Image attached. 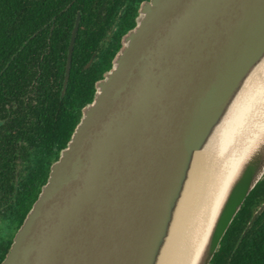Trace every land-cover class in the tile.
Masks as SVG:
<instances>
[{
	"label": "water",
	"instance_id": "95a60500",
	"mask_svg": "<svg viewBox=\"0 0 264 264\" xmlns=\"http://www.w3.org/2000/svg\"><path fill=\"white\" fill-rule=\"evenodd\" d=\"M261 86L264 0L144 3L2 264H175L206 224L208 158L234 168L193 263L210 264L264 176V119L242 118Z\"/></svg>",
	"mask_w": 264,
	"mask_h": 264
},
{
	"label": "trees",
	"instance_id": "16d2710c",
	"mask_svg": "<svg viewBox=\"0 0 264 264\" xmlns=\"http://www.w3.org/2000/svg\"><path fill=\"white\" fill-rule=\"evenodd\" d=\"M93 4L94 0H0V119L7 117L8 105L12 108L15 103L21 111L28 106L42 115L44 130L49 132L61 117L67 113L70 116L73 103L71 117L74 123H79L83 108L94 99L96 84L112 68L122 48L118 44L102 62L95 61L86 68L99 46L96 29H101L99 23L90 24L96 13L91 9ZM78 15L80 22L68 94L61 99L71 35ZM134 26L132 23L130 28ZM37 93L40 99L33 106ZM13 120L19 129L29 128L23 118L17 116ZM6 163L4 160L3 167ZM3 167H0V181L5 177L1 175ZM30 208L31 205L25 213ZM2 261L0 257V264ZM210 264H215V256Z\"/></svg>",
	"mask_w": 264,
	"mask_h": 264
},
{
	"label": "flooded vegetation",
	"instance_id": "af4514ba",
	"mask_svg": "<svg viewBox=\"0 0 264 264\" xmlns=\"http://www.w3.org/2000/svg\"><path fill=\"white\" fill-rule=\"evenodd\" d=\"M147 1L94 0L91 9H95L96 13L91 17L90 24L99 23L101 29H96L99 46L91 57L92 64L98 60L102 62L103 57L109 55L118 44L123 47L130 26L132 23L136 25L140 8ZM90 66L87 64L86 68ZM65 76L61 99L68 94L71 70L66 85ZM39 99L37 93L32 105H38ZM12 105V108L8 105L7 117L0 119V167H3L4 160L7 161L2 169L4 174H1L5 177L1 176L4 178L0 181V257H3V261L46 184V174L49 177L52 166L68 146L78 125L71 117L73 103L69 108L70 116L67 113L61 117L54 130L49 132L44 130V119L35 108L32 110L25 106L21 111L15 103ZM17 116L27 122L28 129H19L18 123L13 120ZM30 205V210L25 213ZM5 231L9 233L5 234ZM215 264H264V176L249 194L223 237L215 253Z\"/></svg>",
	"mask_w": 264,
	"mask_h": 264
},
{
	"label": "bare ground",
	"instance_id": "6f19581e",
	"mask_svg": "<svg viewBox=\"0 0 264 264\" xmlns=\"http://www.w3.org/2000/svg\"><path fill=\"white\" fill-rule=\"evenodd\" d=\"M253 89L251 90L250 95H249L250 100L253 98V94H254ZM257 94L259 95L252 102L251 106L255 107V110H254L256 114L255 118L264 119V117L262 116L264 114V106H263L264 97L261 99V96H264V87L262 86L259 87L257 90ZM254 132L255 131H253L252 134H254ZM249 138L251 139L252 135H249ZM231 142L230 143L228 142L225 146L222 147V149L220 148L221 149L220 151L223 152L228 147L229 144L230 145H229L228 150L232 151L234 145ZM245 148H246V145H243V147L240 149L238 153V156L244 151ZM217 157H218V160H223L219 156ZM208 160L205 164L203 174H202V178L204 182L201 184L200 192L197 196L198 200H203V205H204L205 211L207 212V213H204V215L206 216V224L204 226V223H202V226H201L202 233H198V236L194 240H191L187 235L185 236L184 240H182L175 264H193L194 263V260L198 254V251L202 246L201 236L205 234L204 229L208 227V223L212 215L213 209L216 205V202L219 199L220 194L224 191L226 184L228 182V179L234 169L233 168L228 173V171H226V167L224 164H222L220 168L215 169L213 167V162L207 167ZM238 160L236 161V163L238 162ZM206 184H208L207 187H206ZM202 230L204 231V233ZM188 243H190L191 245L188 246ZM168 257L169 256L167 255L166 259H168Z\"/></svg>",
	"mask_w": 264,
	"mask_h": 264
},
{
	"label": "rangeland",
	"instance_id": "374dc122",
	"mask_svg": "<svg viewBox=\"0 0 264 264\" xmlns=\"http://www.w3.org/2000/svg\"><path fill=\"white\" fill-rule=\"evenodd\" d=\"M263 98V97H262ZM250 109H248V110H250L249 111V113H248V110H247V112L243 115V124L245 123V122H247V123H250V120L253 118V119H256L255 117H256V114H255V107L254 106H251L250 105V107H249ZM253 114V115H252ZM256 125L257 124H254V126H253V128H255L256 127ZM2 233V231H0V234ZM5 234L6 233H9V232H7V231H5L4 232ZM2 236V235H1Z\"/></svg>",
	"mask_w": 264,
	"mask_h": 264
}]
</instances>
